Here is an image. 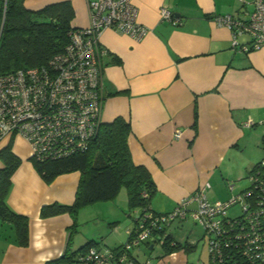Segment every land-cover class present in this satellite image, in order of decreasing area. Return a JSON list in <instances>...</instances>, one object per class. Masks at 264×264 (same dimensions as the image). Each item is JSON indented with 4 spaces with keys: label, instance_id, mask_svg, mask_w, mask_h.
Returning <instances> with one entry per match:
<instances>
[{
    "label": "crops",
    "instance_id": "obj_1",
    "mask_svg": "<svg viewBox=\"0 0 264 264\" xmlns=\"http://www.w3.org/2000/svg\"><path fill=\"white\" fill-rule=\"evenodd\" d=\"M59 1L64 0H24V5L36 10ZM68 1L74 17L82 15V23L72 19L71 25H87L85 0ZM132 2L147 32L139 39L113 29L100 35L101 120L122 117L129 122L132 161L149 171L156 187L149 204L154 211H171L203 183L209 184L208 199L226 200L247 187L246 175L257 163L255 153L258 148L264 151V49L240 50L249 37L237 35L235 44L232 31L214 17L248 19L254 0ZM162 7L177 23L161 18ZM176 128L182 132L178 139L173 138ZM9 142L20 163L11 175L6 202L28 218V243L16 244L10 226L0 221V264H44L65 252L73 221L68 213L41 217L40 210L51 203H73L80 172L46 182L35 167L29 142L15 135L3 139L0 149ZM101 202L109 230H93L88 238L101 247L117 248L126 241L139 209L128 210L121 189L113 200ZM186 221L168 231L173 235L171 228L183 229ZM185 242L192 245L190 252L164 254L161 248L154 254V245L152 264H209L208 254L194 255V240Z\"/></svg>",
    "mask_w": 264,
    "mask_h": 264
},
{
    "label": "built area",
    "instance_id": "obj_2",
    "mask_svg": "<svg viewBox=\"0 0 264 264\" xmlns=\"http://www.w3.org/2000/svg\"><path fill=\"white\" fill-rule=\"evenodd\" d=\"M85 2L87 25L72 28L64 49L46 66L0 74V142L15 135L23 137L35 161L86 150L94 138L102 122L101 33L113 29L139 39L147 32L137 21L132 0ZM160 12L162 19L177 23L169 9L162 7ZM214 20L232 31L235 44L237 35L249 37L240 50L264 49V0H254L248 19L225 14ZM181 134L176 128L173 138ZM246 178L247 187L226 200L208 199L209 184L203 183L178 200L170 212L138 211L127 230L129 239L121 247L91 245L63 264H152L151 258L136 261L131 251L139 250L147 240L160 242L172 224L187 219L203 231L209 264H264V158ZM234 206L240 210L231 214Z\"/></svg>",
    "mask_w": 264,
    "mask_h": 264
},
{
    "label": "trees",
    "instance_id": "obj_3",
    "mask_svg": "<svg viewBox=\"0 0 264 264\" xmlns=\"http://www.w3.org/2000/svg\"><path fill=\"white\" fill-rule=\"evenodd\" d=\"M73 17L74 10L68 0L49 3L36 10L26 8L24 0H0V74L46 66L49 60L61 52L67 44L69 32L74 28L71 25ZM130 132L129 122L122 117H116L111 122L99 124L86 150L55 159L34 160L37 171L46 182L52 181L62 173L80 172L73 203H51L42 206L40 210L41 217L68 213L73 221L65 252L44 264H63L91 245L101 247L95 240L90 239L82 246L74 250L70 249L72 230L76 226L77 215L82 208L96 202L113 200L120 189L124 188L130 212L135 209L139 211L145 208L151 209L150 199L156 187L149 171L132 161L128 146ZM261 147L264 149V136L261 139ZM0 162L2 164L0 167V221L10 226L16 244L26 245L28 218L14 212L6 202L11 186V175L20 163V158L11 150V142L0 149ZM151 210L160 214L167 213ZM133 218L135 219V215ZM132 225L128 229H131ZM128 239L129 234L126 241ZM155 239L147 240L139 247V250L131 251L136 261L143 262L149 258L153 260L151 253L156 244L161 245L164 254L179 249H184L186 252L192 250V245L188 242L176 241L170 231L160 242ZM235 257L238 261L243 260L239 256Z\"/></svg>",
    "mask_w": 264,
    "mask_h": 264
},
{
    "label": "rangeland",
    "instance_id": "obj_4",
    "mask_svg": "<svg viewBox=\"0 0 264 264\" xmlns=\"http://www.w3.org/2000/svg\"><path fill=\"white\" fill-rule=\"evenodd\" d=\"M81 18H82V15H77V17L75 16L73 20H75L77 23H82ZM262 157H264V151L258 148V151L255 153V157H254L255 163L258 162ZM121 193L125 194L124 188H121ZM101 203L102 202H96V203L90 204L86 208H83L79 211L77 215V219H76V226H74V229L72 230V237H71L72 242L75 243V245L74 243H72L75 246L74 249L85 244L87 240H89L88 237L90 236V233L93 230L103 229V230H106L105 233L108 232L109 227L107 226L109 225V223H107L108 219L106 218L107 209ZM239 210H240L239 206H234L230 209V213L235 214ZM115 212L119 213L117 214L119 217L122 216L119 210L115 209ZM201 230L202 229L200 228V226L194 224L190 220L186 221L183 229L178 230V229L171 228V231H173L174 237L178 241L185 242L187 240H194V242L196 243L195 249L193 250V252H195L194 255L198 256V254H201L205 256L206 254H208L207 242L205 238H202L203 231ZM104 242L107 244V239ZM161 252L162 250H161L160 244H156L153 250V253L160 254Z\"/></svg>",
    "mask_w": 264,
    "mask_h": 264
}]
</instances>
